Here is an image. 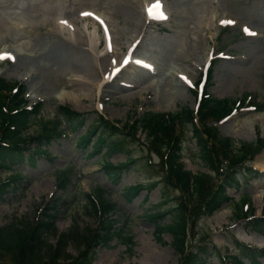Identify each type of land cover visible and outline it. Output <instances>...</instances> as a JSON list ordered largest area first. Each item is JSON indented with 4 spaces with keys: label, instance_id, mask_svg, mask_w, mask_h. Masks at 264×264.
I'll return each instance as SVG.
<instances>
[{
    "label": "rangeland",
    "instance_id": "obj_1",
    "mask_svg": "<svg viewBox=\"0 0 264 264\" xmlns=\"http://www.w3.org/2000/svg\"><path fill=\"white\" fill-rule=\"evenodd\" d=\"M41 1L43 0H0V54L9 53L11 57H15V60L0 59V79L22 84L26 90L27 105L43 103L41 113L33 116L30 121L27 131L30 135L55 129L58 120L63 118L58 115L62 107L85 114L86 121L77 130H72L69 121L63 118L60 127L66 128L65 134L49 144V157L52 159L36 154L32 156L33 150L30 159L33 158L34 165L25 160L22 164L15 165L17 171L0 168L1 182L9 179L13 173L21 177L20 180H13L12 189L0 197V225L8 224L15 218H34L38 206L56 201L62 209L61 218L56 224L58 233L68 230L75 217L83 226H97L93 212L86 210L89 203L87 204L84 195L92 193L98 186H103L119 207L113 217L124 227L131 229L136 244L132 251L125 244L118 243L119 241H114L111 248L100 247L94 264H179L181 257L171 245L172 236L167 232L162 235L163 239H159L154 230L155 223L149 219L150 213L173 205V199H167V204H164V199L176 196L178 190L167 188L160 181L156 186L150 187L160 177L155 166L148 167L145 163L147 158L143 155H147L148 151L143 143L146 135L139 130V140H131L126 136L128 130L119 132L123 124L118 121H125L131 113L139 117L147 110L173 113L185 108L195 109L198 102L197 85L203 79L208 63L213 61L212 73L205 83L208 92L219 99L241 100L247 97L250 102L256 99L258 103L257 109L240 110L220 121V132L238 141L257 142L260 138L264 139V0H133L135 6L144 13L148 1L149 4L154 3V8L155 4H164L165 10L160 15L157 14V17L167 16L163 21L156 18L148 27H143L138 39L147 33L142 53L149 57L157 56V47L169 42L175 46L168 48L160 57L171 53L175 57L180 45L187 49L202 46L203 57L201 61H194L197 62L196 67L187 65V62L178 65L171 57L167 59V65L163 66L159 75L151 73V78L137 85L127 81L138 79V67L130 63L127 66L130 68L123 74L112 77L113 82L109 88L111 91H104L102 87H90L91 80L82 69L44 60L42 54L60 41H52L55 37L39 30H35L33 39L41 41H31L32 34L23 28L22 23L32 21L39 15L37 9ZM67 2L69 6L77 7L81 13L91 11L89 5L80 6L70 0ZM98 13L103 14L102 18L109 19V13L106 12L109 16L103 12ZM114 19L117 18H111V21ZM81 25L96 43L103 41L101 46L88 45L86 48L101 56L109 50V59L118 58L121 61L127 48L114 52L113 45L106 42L107 38L103 39V33L96 23H89V27L86 23ZM122 25L124 23L121 19L116 27ZM245 28L255 35L247 34ZM102 30L105 32V28ZM23 36L24 38L19 39ZM16 57L34 67V74L29 79L21 78L24 76L16 71L19 69L18 65L15 66ZM180 65L187 69L186 86H183L182 91L174 90L173 95L168 97L169 85L164 80L169 82L173 78L174 83V79L178 77L173 71L180 68ZM19 70H27V67ZM110 71L108 70L106 77ZM23 72L26 73H21ZM260 104L263 106L260 107ZM102 119L109 122V128L100 126L99 133L108 134L111 145L117 142L124 144L116 152H111L104 145L99 152L91 155L94 152L92 143L97 139L96 136L86 147L80 146L77 140L79 136L85 135L90 124H102ZM191 131L190 125L184 127L186 138L183 144V161L186 168L194 173L209 172L197 155V143ZM32 143L33 146L36 145V142ZM29 152L27 149L26 155ZM128 157L143 158L137 168L123 173L122 177L111 176L104 162L116 164ZM153 158V162H158L157 156L154 155ZM250 167L251 172L245 169L238 171L236 178L240 181L239 185L234 182L227 187V194L233 197V201L224 203L209 216L195 221L189 236L190 244L195 243L194 233L201 229L211 233L210 246L221 248L225 255L241 251L234 239L264 249L262 243L251 240L256 237L253 235L255 231L247 228L245 221L234 219L233 203L246 193L251 194L256 214L264 215V149L250 162ZM66 177L64 186L60 187L59 182ZM217 182H221V178ZM138 183L147 186L136 196H132L128 189ZM166 221L170 222L169 216ZM242 234L249 239H241ZM68 250L77 254L72 245L68 246ZM258 261L264 263L262 257ZM248 262L253 264L249 260ZM207 264H222V261L217 255H213L208 258Z\"/></svg>",
    "mask_w": 264,
    "mask_h": 264
},
{
    "label": "trees",
    "instance_id": "obj_2",
    "mask_svg": "<svg viewBox=\"0 0 264 264\" xmlns=\"http://www.w3.org/2000/svg\"><path fill=\"white\" fill-rule=\"evenodd\" d=\"M207 94L206 91L197 114L189 108L177 113L146 111L139 117L130 114L121 132L128 130L126 136L131 140H139L137 137L139 130L146 134V141L143 143L148 151L147 155H143L147 158L146 165L155 166L165 186L173 187L179 192L174 196L177 204L172 209L152 213L149 218L155 223V232L159 239H163L162 235L165 232L171 234L172 246L182 257L180 264H206L207 259L213 254L218 255L223 264H248L245 257L250 258L253 263L260 264L257 258L264 257V250L257 251L239 244L243 258L239 254L226 256L220 249L213 251V248L204 244L209 234L200 231L195 234L198 242L187 250L189 232L192 231L190 224L194 223L195 219L212 213L222 202L232 200L225 196V186L233 184L232 181L237 182L235 173L239 167L264 148L261 139L256 143L238 141L223 135L217 126L212 124L244 106L252 104L258 108L256 99H253L254 102H250L247 97L242 100L219 99ZM24 96V86L0 79V168L14 169L15 165L30 158L33 150L32 155L37 153L48 156L50 142L62 136L66 130L60 127L63 118L69 121V126L73 130H77L85 123V114L69 107H62L58 115L63 118L58 120L55 129L41 131L38 135L27 134L32 117L41 112L43 104L28 108L26 107L28 101ZM101 122L102 124L92 123L86 134L78 137L80 146L86 147L91 144L100 126L109 128L107 120L102 119ZM189 125L192 137L197 143V155L205 167L214 174L207 172L194 174L185 168L184 127ZM32 142H36L35 147ZM110 142L108 134L101 132L93 143L95 150L91 155L99 152L104 145L111 149V152L114 150L116 152L124 144L117 142L111 145ZM27 149L32 150L29 155H26ZM154 155L159 158L158 163L153 162ZM142 158L128 157L117 165L110 161H105L104 164L111 176L120 177L124 170L137 168ZM223 175L226 176L223 183L218 184L217 180ZM11 178L0 182V197L12 189L11 181L13 178L19 179L20 175H11ZM66 180L67 177L59 182L60 187L64 186ZM143 187L132 186L130 192L135 196ZM84 196L87 204L89 203L86 210L93 212V217L97 219L96 227L83 226L75 217L68 230L58 233L56 224L61 218L60 204L52 201L45 206H39L34 218H15L8 224L0 225V264H94L99 247H111L115 240L127 245L129 251H132L135 245L134 236L129 227H124L113 217L119 207L107 194V190L98 186L92 193H85ZM249 201L250 196L246 195L240 202L233 203L238 219L255 216L252 204L247 211L244 209V205ZM169 214L170 222H166ZM248 226L264 234V217L249 219ZM69 245H72L77 254L70 253Z\"/></svg>",
    "mask_w": 264,
    "mask_h": 264
},
{
    "label": "bare ground",
    "instance_id": "obj_3",
    "mask_svg": "<svg viewBox=\"0 0 264 264\" xmlns=\"http://www.w3.org/2000/svg\"><path fill=\"white\" fill-rule=\"evenodd\" d=\"M67 1L68 0L41 1L40 7L37 9L39 15H37L32 21H22L24 24L23 28L32 34L30 36L31 41H41V39H33L35 30L52 35L55 37V39L52 41H60L56 43V46H54L52 49L42 54V57L44 60L49 62L51 61L54 63L57 62L67 64L69 66H74L78 70L82 69L91 80L92 85H90V87H102V90L104 91H111V89H109L113 82L110 76L111 72L114 70L117 73L115 77H118L130 67H123V64L118 60V58L111 59L110 57V60L109 50H107L106 53L101 56V54L95 53L90 48H86L88 45L96 47L101 46L103 41L96 43V40L91 36L89 37L87 32H85L83 26L81 25L82 23H86L87 27H89V23H96L99 30L103 33V39L107 38L106 42L111 46L113 45L112 48L114 52L119 51V49L122 50L123 48H127V54L130 53L132 55L131 57H133V60L134 58H145L146 62L141 61V63L144 65H148L149 63V68L143 67L141 65H138V68L135 67L138 69L136 73L138 76L137 81L127 80L128 82H133L132 85L142 84L143 82L147 81L148 78H151L149 76L151 73L159 75L163 66L167 65V59L171 57L178 65L179 63L187 62V65L191 67H196L197 62L194 61H201L200 59L203 57L202 46L187 49L182 45H180L178 54L175 57H173L172 53L170 55L166 54L160 57L159 55H161L168 48L175 46L174 43L169 42L165 45L157 47V56L154 55V57H149L147 54L142 53L141 49H144L146 45L147 33L145 32L142 38L140 40L138 39L141 37L143 27H148V25L152 24L154 20L153 18H150L147 13H144L140 8H137L133 0H70L73 4H80V6H91L89 7L91 8V11L84 13H93L94 15H82V13L78 11L77 7L69 6ZM146 4H148L146 8L147 11L150 7L149 1ZM160 6H162L160 9L164 11V4L160 3ZM98 12H103L106 15L109 13V19L107 20L102 18L101 15L103 14ZM110 17L117 19L111 21ZM121 19L124 25H122V27H120L121 25L116 27L117 22H119ZM163 20L165 19H162V21ZM62 21H66L67 23H62ZM103 28H105V32L102 30ZM111 28H113V30H111ZM22 38H24V36L20 37L19 39ZM151 50L154 52V49ZM125 56L123 57L122 62L124 61ZM17 65L19 66V69L27 67V70L16 69L19 75L21 74L24 76L21 78L24 79L27 77V79H29L34 74V67L32 68V65L23 63L16 57L15 66ZM182 66L183 65H180V68H175L173 71L174 75L178 77V79H174V83L173 78L169 82L164 80L166 85H169V89L167 91L168 97L173 95L174 90L182 91L183 86L185 85L186 77H183L182 75L187 74V69H184ZM108 70L111 71L108 77H106ZM22 71H26V73H21ZM132 87L136 88L135 86ZM65 92L66 91H64L63 94H65ZM161 96L162 95H160V98ZM62 101H64V99ZM253 235L256 237H252L251 240L258 241L264 245V237L256 233H253ZM241 239L248 240L249 237H247L245 234H242Z\"/></svg>",
    "mask_w": 264,
    "mask_h": 264
},
{
    "label": "snow or ice",
    "instance_id": "obj_4",
    "mask_svg": "<svg viewBox=\"0 0 264 264\" xmlns=\"http://www.w3.org/2000/svg\"><path fill=\"white\" fill-rule=\"evenodd\" d=\"M160 6V5H158ZM162 7V6H160ZM82 15H94L93 13H82ZM163 18H167L166 16H164ZM62 23H67L66 21H62ZM225 23H234L233 21H225ZM245 32L249 35H255V33H252L250 29L245 28ZM7 58H11L14 60V57H11L9 53H3L0 54V59H7Z\"/></svg>",
    "mask_w": 264,
    "mask_h": 264
}]
</instances>
